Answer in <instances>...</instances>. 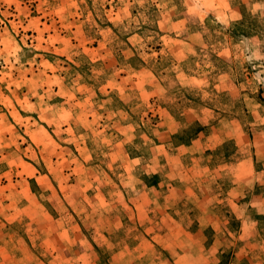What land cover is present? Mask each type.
I'll return each instance as SVG.
<instances>
[{"label":"rangeland","instance_id":"1","mask_svg":"<svg viewBox=\"0 0 264 264\" xmlns=\"http://www.w3.org/2000/svg\"><path fill=\"white\" fill-rule=\"evenodd\" d=\"M0 264H264V0H0Z\"/></svg>","mask_w":264,"mask_h":264}]
</instances>
